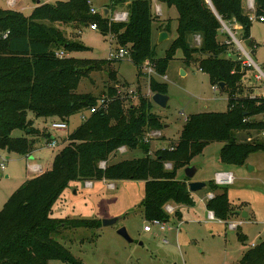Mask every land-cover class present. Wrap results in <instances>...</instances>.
I'll return each mask as SVG.
<instances>
[{"label": "trees", "instance_id": "16d2710c", "mask_svg": "<svg viewBox=\"0 0 264 264\" xmlns=\"http://www.w3.org/2000/svg\"><path fill=\"white\" fill-rule=\"evenodd\" d=\"M159 1L175 6L178 12L176 36L161 59L155 57L151 44L152 22L159 18L152 12L151 0H110L108 14L127 3L126 21L91 13L88 0L38 2L28 16L0 7V148L22 155L31 152L34 138L11 134L15 128L26 135L38 134L27 118L29 111L36 117L53 116L59 120H67L78 112L89 113L68 134V143L56 153L51 168L27 178L0 212V264H48L52 259L78 263L54 234L66 229L96 228L101 226V220L51 215L53 204L71 181L144 180L145 213L151 220L164 221L168 214L163 206L169 201L193 205L187 183L176 178V171L190 165L207 144L221 143V161L233 164L244 163L250 153L264 151V121L253 119L264 114V98L252 96L251 88L245 84L248 77L245 80L242 70L248 69L243 67L239 55L233 57L236 47L232 39L227 34L223 42L218 39L222 23L235 19L241 26L240 39H250L249 45L252 44L251 19L242 10V0ZM254 2L255 16L264 18V0ZM44 20L95 24L102 34L115 37L117 50L128 49L138 75L140 66L150 61L156 71L163 73L167 61L180 50L184 64L196 63L208 74L212 85L224 83L221 89L228 92L227 110L189 115L175 146L166 147L151 158L143 135L146 128L160 126L158 116L150 110L153 101L140 95L137 105L125 110L114 86H108L101 104L102 98L78 92L83 77L100 70L102 64L120 59L58 57L60 48L69 52L86 47L67 42L58 28L46 25ZM159 29L169 33L170 20L160 19ZM192 35L200 36L198 45L189 42ZM110 76L114 77V72ZM149 89L167 94V84L154 77L149 79ZM94 106L96 109L90 112ZM240 130H253L258 135L238 141L236 133ZM142 145V156L106 164L104 168L98 165L121 146L134 150ZM167 160L173 163L170 170L163 168ZM209 186L215 193L206 200L205 208L214 218L224 221L229 213L226 188L213 182ZM235 264H264V239L247 249Z\"/></svg>", "mask_w": 264, "mask_h": 264}, {"label": "rangeland", "instance_id": "374dc122", "mask_svg": "<svg viewBox=\"0 0 264 264\" xmlns=\"http://www.w3.org/2000/svg\"><path fill=\"white\" fill-rule=\"evenodd\" d=\"M0 0V7L11 8L15 3L24 15L31 14L37 1L55 4L57 1L67 0ZM99 14L103 8L110 5V0H88ZM152 12L158 15L156 4L161 6V13L152 22L151 44L155 57H165L166 50L176 36L178 12L175 6L168 7L164 2L151 0ZM244 14L255 15L254 10H248L245 0H242ZM127 11V3L116 6L109 14ZM161 20H170L171 36L159 41V24ZM43 23L58 28L67 42L82 43L86 49L71 50L64 56L107 60L109 53H115L119 45L115 37L102 34L93 23H79L74 21H49ZM223 27L218 36L219 41L226 40V34L231 38L233 34L240 39V24L232 20ZM251 45L243 48L252 59L264 64V21L255 17L251 19ZM199 35L189 37L192 45L200 43ZM235 44V43H234ZM236 47V45H235ZM233 57L244 58L237 47ZM182 52L177 50L175 56L168 60L164 72L155 70L154 63L147 62L140 66L138 75L137 66L128 56L116 61L102 64L100 70L91 71L83 77L78 85V92L91 93L98 98L107 95L108 86H114L119 95L122 108L125 110L131 105H137V97L142 96L151 101L152 91L149 89V79L167 84L168 102L162 108L152 102L151 111L158 116L160 126L144 130L143 140L149 144V154L155 158L157 153L168 147H174L185 119L195 113L225 112L228 106V92L213 84L207 73L202 72L196 63H183ZM114 60V59H113ZM152 67V74L147 68ZM245 84L252 92L259 95L262 91L260 83L255 79V70H242ZM114 72V77L110 74ZM216 87V88H215ZM218 87V88H217ZM133 91L134 93H129ZM88 112H78L67 120L66 130H55L51 124L59 119L36 117L28 112L27 118L38 130V134L26 133L15 128L12 136H27L34 138L33 149L28 155L0 148V160H4L5 169L0 168V212L10 197L21 187L26 178L50 169L56 153L68 143V134L72 132L88 115ZM84 116V117H83ZM261 119L260 115L253 117ZM168 125V127H165ZM258 134L253 130H240L236 133L238 141L250 140ZM263 133L261 134V136ZM51 137L56 140L55 147L48 145ZM145 138V139H144ZM120 148H123L121 151ZM221 143L207 144L201 153L194 156L190 165L196 168L192 178H187L184 168L176 171V178L190 181H203L202 189L191 193L193 205L175 204L169 201L163 206L168 215L164 220L168 227L165 230L156 224L145 213L142 204L145 198V181L135 179L121 180H74L64 190L62 195L52 206L51 215L62 218L99 219L118 217L112 225H102L96 228L66 229L62 233L54 234V238L69 249L78 263H68L59 259H52L48 264H235L243 253L256 247L264 239V151L250 153L244 163H225L220 159ZM143 145L137 149H127L125 146L113 151L107 161H100L99 167L115 163L122 159H132L143 155ZM37 165L42 170L34 172L31 165ZM171 161H164L163 168L170 170ZM33 172V173H32ZM230 173L232 181L218 185L226 188L229 213L226 220L210 217L205 208L207 193L211 191L209 183H218L217 173ZM90 181L91 185L87 182ZM113 184V185H112ZM170 205L173 212H167ZM180 216L178 215V212ZM246 212V216L242 214ZM233 224L232 228L230 225ZM150 225L151 230H144ZM125 227L132 239L128 242L117 233L118 228Z\"/></svg>", "mask_w": 264, "mask_h": 264}, {"label": "built area", "instance_id": "2783aa9c", "mask_svg": "<svg viewBox=\"0 0 264 264\" xmlns=\"http://www.w3.org/2000/svg\"><path fill=\"white\" fill-rule=\"evenodd\" d=\"M8 3L11 5L13 3V0H9ZM245 5H246V8L248 10H255V2L254 0H245ZM156 11L158 12V15L161 13V10L159 9V7L157 6L156 7ZM90 12L91 13H97L98 11L93 7V6H90ZM103 15V10L100 11ZM127 17H128V12L127 11H120V12H115L113 14V16H111L110 18L114 21H126L127 20ZM253 17H255L256 19H258L259 21L263 22L264 21V18L261 17V16H258L256 17L255 15H251L250 16V19H252ZM96 25L92 28H95ZM7 33H5L6 35ZM231 39L232 41L235 43L236 47H237V50L244 55V58H241L238 56L239 60L241 61L243 67L247 68L248 70L249 69H254L255 70V79L261 84L260 87H262V91L259 95H256L254 93H252V96H259V97H262L264 98V64L263 65H260L259 63H256L252 57L250 56V54L243 48V43H244V40H241V39H238L236 38L233 34L231 35ZM56 55L58 57H63L64 56V53L62 51H57L56 52ZM109 59H122L124 58L125 56H128L129 55V51L127 48H119L115 53H109ZM147 72L152 74L153 72V69L152 67H149L147 68ZM246 78V77H244ZM247 79V78H246ZM219 87V86H218ZM217 87V88H218ZM216 88V87H215ZM129 93H134L133 91H129ZM105 99H100V104L101 103H104ZM96 109V107L94 106L92 109H90V112H93L94 110ZM261 116V119L260 120H263L264 121V114L260 115ZM84 117V116H83ZM51 128L55 129V130H66L67 128V123L64 121V120H60V121H55L51 124ZM51 141L48 142V145L51 146V147H55L57 146L56 145V140L54 139V137H51ZM120 150L122 151L123 148H120ZM6 167L5 165V162L4 160H0V168L2 170H4ZM31 169L34 171V172H37V171H41L42 169L37 166V165H31ZM216 180H217V184H220V183H228V182H231L232 181V175L230 173H217L216 175ZM88 185H91L90 181L87 182ZM212 196V194H209L208 195V198H210ZM166 209H167V212L171 213L173 212V208L170 206V205H167L166 206ZM210 217H213V213L210 212L209 213ZM151 224H156L159 226L160 229L162 230H165L166 228H168L166 225H165V222L164 221H161V220H158V219H153L151 220ZM233 224L230 225V227L232 228ZM144 230L146 231H150L151 230V226L150 225H145L144 226Z\"/></svg>", "mask_w": 264, "mask_h": 264}, {"label": "water", "instance_id": "95a60500", "mask_svg": "<svg viewBox=\"0 0 264 264\" xmlns=\"http://www.w3.org/2000/svg\"><path fill=\"white\" fill-rule=\"evenodd\" d=\"M37 2H39V1H37ZM207 2L210 3V0H207ZM108 11H109L108 8H104L103 9V15L106 16L108 14ZM166 38H168V33L166 31H161L159 33V41H162V40H164ZM244 44L245 45H249L250 44V39L244 40ZM218 86L221 89V88H223L224 83L220 82L218 84ZM151 100L156 105H158L159 107L164 108L167 105L168 96H167V94H163V93H160V92H153L152 95H151ZM165 127H168V125H165ZM195 172H196V168L194 166L188 165V166H186L184 168V173H185L187 178H192L194 176ZM205 185L206 184L203 181H190V182H188L187 187H188V190L190 192H194V191H197L199 189H202ZM246 215H247L246 212H244L242 214L243 217H245ZM117 219H118V217L104 218V219L101 220V224L104 225V226L112 225V224L117 222ZM117 233L119 235L123 236L128 242L132 241V239L128 235L125 227L118 228Z\"/></svg>", "mask_w": 264, "mask_h": 264}, {"label": "crops", "instance_id": "0c3cea01", "mask_svg": "<svg viewBox=\"0 0 264 264\" xmlns=\"http://www.w3.org/2000/svg\"><path fill=\"white\" fill-rule=\"evenodd\" d=\"M15 2H16V0H15ZM39 2H40V1H39ZM37 3H38V2H37ZM37 3H36V4H37ZM15 4H16V3H15ZM15 4H14L11 8H14L15 10H20L18 7H17V8L14 7V6H16ZM157 6H158L159 9L161 10V6H160L159 4H156V7H157ZM103 9H104V8H103ZM161 31H163V30H160V29H159V33H160ZM171 35H172L171 32H169V33H168V38H169ZM32 173H33V172H32ZM33 175H34V174H33ZM33 175H31V176L28 175L27 178H30V177H32ZM27 178H26V179H27ZM112 185H113V184H112ZM191 193H192V192H191ZM214 193H215V192L209 191V192L207 193V196H208L209 194H212V196H213ZM209 213H210V211H209Z\"/></svg>", "mask_w": 264, "mask_h": 264}]
</instances>
